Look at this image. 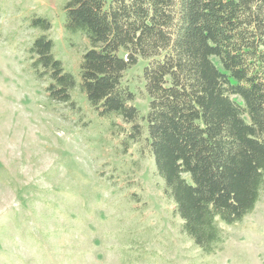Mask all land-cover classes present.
<instances>
[{
  "label": "trees",
  "instance_id": "1",
  "mask_svg": "<svg viewBox=\"0 0 264 264\" xmlns=\"http://www.w3.org/2000/svg\"><path fill=\"white\" fill-rule=\"evenodd\" d=\"M64 1L67 33L90 41L80 81L43 17L31 23L43 33L28 51L34 76L49 82L51 101L74 108L79 87L96 115L121 119L113 133L125 148L143 144L184 233L214 253L221 225L243 222L264 191V0ZM140 57L146 115L124 83Z\"/></svg>",
  "mask_w": 264,
  "mask_h": 264
},
{
  "label": "rangeland",
  "instance_id": "2",
  "mask_svg": "<svg viewBox=\"0 0 264 264\" xmlns=\"http://www.w3.org/2000/svg\"><path fill=\"white\" fill-rule=\"evenodd\" d=\"M64 5L0 0V264H264V191L204 254L184 233L153 157L113 133L121 119L96 115L79 87L74 108L46 96L49 82L30 67L29 48L43 35L32 19L50 21L55 55L78 80L91 47L67 33ZM147 64L140 57L124 73L142 115Z\"/></svg>",
  "mask_w": 264,
  "mask_h": 264
}]
</instances>
